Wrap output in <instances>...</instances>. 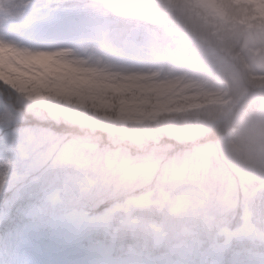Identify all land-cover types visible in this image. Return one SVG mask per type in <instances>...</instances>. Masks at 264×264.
Here are the masks:
<instances>
[{
    "label": "clouds",
    "instance_id": "obj_1",
    "mask_svg": "<svg viewBox=\"0 0 264 264\" xmlns=\"http://www.w3.org/2000/svg\"><path fill=\"white\" fill-rule=\"evenodd\" d=\"M23 7L74 39L0 35V264H264V0Z\"/></svg>",
    "mask_w": 264,
    "mask_h": 264
},
{
    "label": "rangeland",
    "instance_id": "obj_2",
    "mask_svg": "<svg viewBox=\"0 0 264 264\" xmlns=\"http://www.w3.org/2000/svg\"><path fill=\"white\" fill-rule=\"evenodd\" d=\"M4 3L12 6L5 11ZM28 0H0V35H7L32 43L61 42L74 39L71 17L59 16L47 8L25 11ZM47 0H39L45 4ZM2 119V117H0ZM71 229V232H70ZM50 258L73 264L83 258L78 247V233L73 228L58 226L50 228L29 241Z\"/></svg>",
    "mask_w": 264,
    "mask_h": 264
},
{
    "label": "trees",
    "instance_id": "obj_3",
    "mask_svg": "<svg viewBox=\"0 0 264 264\" xmlns=\"http://www.w3.org/2000/svg\"><path fill=\"white\" fill-rule=\"evenodd\" d=\"M0 91H3V89H0Z\"/></svg>",
    "mask_w": 264,
    "mask_h": 264
},
{
    "label": "bare ground",
    "instance_id": "obj_4",
    "mask_svg": "<svg viewBox=\"0 0 264 264\" xmlns=\"http://www.w3.org/2000/svg\"><path fill=\"white\" fill-rule=\"evenodd\" d=\"M70 232H71V229H70Z\"/></svg>",
    "mask_w": 264,
    "mask_h": 264
}]
</instances>
